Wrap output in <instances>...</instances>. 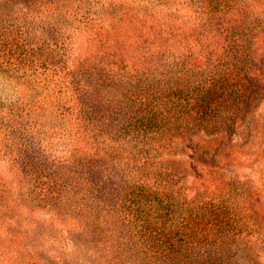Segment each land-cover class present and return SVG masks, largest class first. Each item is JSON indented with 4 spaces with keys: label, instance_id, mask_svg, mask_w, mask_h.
<instances>
[{
    "label": "trees",
    "instance_id": "16d2710c",
    "mask_svg": "<svg viewBox=\"0 0 264 264\" xmlns=\"http://www.w3.org/2000/svg\"><path fill=\"white\" fill-rule=\"evenodd\" d=\"M107 1L87 19L86 0H35L23 31L0 32V69L26 81L22 107L0 113V264H46L41 249L17 246L31 233L6 231L22 220L19 185L47 206L48 264H264V199L233 172L247 159L234 145L242 116L264 81V0H197L182 17ZM43 96L65 144L60 156L48 143V188L12 146L15 118L46 111ZM201 135L223 148L199 152Z\"/></svg>",
    "mask_w": 264,
    "mask_h": 264
},
{
    "label": "rangeland",
    "instance_id": "374dc122",
    "mask_svg": "<svg viewBox=\"0 0 264 264\" xmlns=\"http://www.w3.org/2000/svg\"><path fill=\"white\" fill-rule=\"evenodd\" d=\"M34 1L35 0H0V32L10 34L12 30L15 33L17 31H23L24 29H22L21 26L22 21H33L35 18L30 14L27 15L29 11L26 12L24 8H27V6ZM104 1L105 0H86L81 14L87 17V19L98 18L99 14L97 15V13H99V8L104 4ZM66 2L72 6L79 5V0H48V7H50V4L56 3L57 6L63 8ZM107 2L113 3L115 0H108ZM132 2L137 4V7L143 8V10L146 9V11L151 14H160L161 16H165L167 8L174 11V13H178L177 16L181 17L184 14L183 12H189L191 9L197 8V0H133ZM85 8L90 9V11L85 10ZM120 12L121 11L117 9L109 13L117 17L120 16ZM21 14H25L26 16H22ZM24 16L25 18L23 20ZM62 22H65V20L62 19ZM256 44L259 53L264 50V26L263 28L261 27L258 32ZM25 49L26 52H30L28 47ZM42 49V54L47 64L45 67L48 68L51 64L48 61V52L51 49L50 44H48V46H43ZM7 54L8 53H6V55ZM10 54H12V52H10ZM31 54H34L32 49ZM25 85V79L16 78L12 74L0 69V113L3 111L7 113L6 110L11 107H18L19 105L22 107L26 100V96H24ZM43 89L47 90V88ZM252 94V96L255 95L253 103L246 110V114L242 116L244 122L242 123L243 126L240 132L241 137H237L234 143V145L237 146L235 148L237 150L235 151L246 156L247 159H242L235 163L233 172L237 174L236 177L239 179H243V177L247 176L246 179L255 182L264 199V81L258 84ZM39 103H41L42 107L46 108V111L45 109H39L38 111H30L28 113L20 112L19 116L15 118L14 124L17 130V139L16 144L13 143L12 146L15 145L21 152L22 159L19 162L20 168H24L28 170V172H36L38 179L45 188H48V176H51L52 173L48 160V143L51 142L53 138L57 139V141H54L56 143L55 154H59L60 156L63 154L65 144L63 142H58V138H62L61 136L59 137V135H56L54 137L51 135L53 128L50 123L53 120L48 118V96H43L39 100ZM245 125H250L253 128V140H250L249 144V131L244 127ZM195 143L199 152L207 154H212L223 148V142L220 139L206 137L205 135H201ZM54 156L56 157L57 155ZM101 168L102 167H99L98 173L95 172L93 174V178L96 182L97 180L99 181L106 178L107 173ZM22 189L23 185L22 187L19 185L18 191H15V194H18V197L22 198L23 202L22 206L18 205L17 208L19 210L17 211V215L22 219L18 220L19 228L8 226L6 231L10 232V230H14L20 233L21 230H24L29 232V234L31 233L32 239H30L29 242L23 237L24 235H22L17 242V246L25 247L29 245L41 249L42 258L45 260V263L48 264L47 249L43 250V247L48 244V232L51 231L50 223H48L49 216L47 206L44 201L42 202L35 195L24 196ZM29 203H32V205ZM23 220L28 221L25 223ZM127 228L128 226L124 228L123 233L126 236H128Z\"/></svg>",
    "mask_w": 264,
    "mask_h": 264
}]
</instances>
